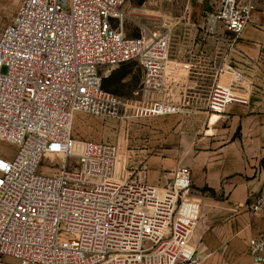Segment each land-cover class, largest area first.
I'll return each instance as SVG.
<instances>
[{
  "label": "built area",
  "instance_id": "obj_1",
  "mask_svg": "<svg viewBox=\"0 0 264 264\" xmlns=\"http://www.w3.org/2000/svg\"><path fill=\"white\" fill-rule=\"evenodd\" d=\"M264 0H216L201 29L238 37L254 22ZM126 0H22L0 33V264H202L198 251L184 254L188 230L176 223L180 199L192 186L188 166L174 169L164 186L141 177H119L118 147L78 140V113L121 119L124 98L103 87L107 73L135 62L143 72L148 107L160 115L178 107L157 98L166 91L172 32L144 26L128 37L116 24ZM227 75L228 85L219 83ZM244 72L221 65L205 109L221 113L231 103ZM50 156L57 166L43 161ZM43 169L49 172H44ZM264 217V179L250 204ZM248 252L264 264V237H252ZM3 257L15 261L3 262Z\"/></svg>",
  "mask_w": 264,
  "mask_h": 264
},
{
  "label": "crops",
  "instance_id": "obj_2",
  "mask_svg": "<svg viewBox=\"0 0 264 264\" xmlns=\"http://www.w3.org/2000/svg\"><path fill=\"white\" fill-rule=\"evenodd\" d=\"M180 35L189 38L171 44L166 91L157 98L170 104L193 98L198 86L194 78L221 65L244 72L242 85L254 84L252 98L247 104L231 103L221 113L180 105L164 114L171 123L160 126L163 149L148 159L146 168L157 186H165L178 166L192 172V186L182 195L175 216L188 230L185 256L198 251L203 259L258 264L248 246L250 238L264 237V217L250 211L264 179V1L238 37L222 29L205 35L200 28ZM225 36H234L233 43H225Z\"/></svg>",
  "mask_w": 264,
  "mask_h": 264
},
{
  "label": "rangeland",
  "instance_id": "obj_3",
  "mask_svg": "<svg viewBox=\"0 0 264 264\" xmlns=\"http://www.w3.org/2000/svg\"><path fill=\"white\" fill-rule=\"evenodd\" d=\"M22 0H0V33L14 18ZM216 0H126L123 4L122 19L116 24L122 27L128 37L140 35L144 26H169L173 42L181 38L186 29L200 28L203 24L204 13L209 10ZM234 36H225L224 42L233 43ZM216 69H207L203 74L197 75L194 80L198 83L193 98L185 97L177 100L175 106L194 107L203 109L209 92L215 83ZM226 77V78H225ZM143 72L135 62L121 64L109 71L103 80V87L124 98L127 107L123 114L128 117L121 119H103L86 113H78L72 124L73 135L78 140L106 141L115 144L119 149L117 173L119 177H141L148 183L156 181L153 174L148 171V159L157 156L162 150L160 126H165L171 121L165 119L164 114L145 115L137 109L148 107L142 94ZM193 79V78H192ZM223 82V83H221ZM226 82V83H225ZM227 75L220 77L219 83L228 85ZM249 81L244 82L241 88L235 90L236 94L248 100L252 97V88ZM244 86V87H243ZM247 88V89H246ZM202 107V108H201ZM164 132V133H163ZM0 149L12 155L15 147L0 140ZM44 164L53 165L52 172L57 166L50 156L43 161ZM44 172H49L43 169ZM156 184V183H155ZM159 186V185H158ZM164 187V186H159ZM249 253V252H248ZM251 257V256H250ZM13 259L3 257V262L12 263ZM246 259H203L202 264H247Z\"/></svg>",
  "mask_w": 264,
  "mask_h": 264
},
{
  "label": "bare ground",
  "instance_id": "obj_4",
  "mask_svg": "<svg viewBox=\"0 0 264 264\" xmlns=\"http://www.w3.org/2000/svg\"><path fill=\"white\" fill-rule=\"evenodd\" d=\"M226 78V77H225ZM221 83H223V82H221ZM226 83V82H225Z\"/></svg>",
  "mask_w": 264,
  "mask_h": 264
},
{
  "label": "water",
  "instance_id": "obj_5",
  "mask_svg": "<svg viewBox=\"0 0 264 264\" xmlns=\"http://www.w3.org/2000/svg\"><path fill=\"white\" fill-rule=\"evenodd\" d=\"M231 34H233V33H231Z\"/></svg>",
  "mask_w": 264,
  "mask_h": 264
}]
</instances>
